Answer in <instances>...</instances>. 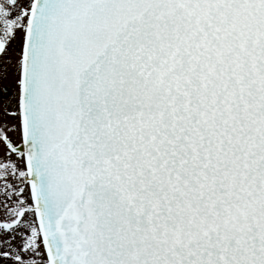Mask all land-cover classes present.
<instances>
[{
    "label": "snow or ice",
    "instance_id": "obj_1",
    "mask_svg": "<svg viewBox=\"0 0 264 264\" xmlns=\"http://www.w3.org/2000/svg\"><path fill=\"white\" fill-rule=\"evenodd\" d=\"M0 264H264V0H0Z\"/></svg>",
    "mask_w": 264,
    "mask_h": 264
}]
</instances>
